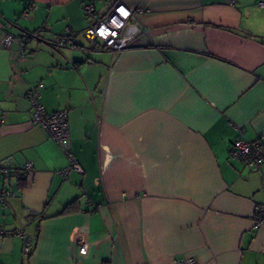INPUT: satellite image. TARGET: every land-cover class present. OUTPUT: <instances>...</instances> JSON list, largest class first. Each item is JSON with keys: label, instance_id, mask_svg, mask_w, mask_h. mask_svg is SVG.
Wrapping results in <instances>:
<instances>
[{"label": "crops", "instance_id": "1", "mask_svg": "<svg viewBox=\"0 0 264 264\" xmlns=\"http://www.w3.org/2000/svg\"><path fill=\"white\" fill-rule=\"evenodd\" d=\"M117 1L146 33L112 52L83 37V7L102 17ZM262 2L0 0L11 34L43 29L23 56L0 31V191L13 192L0 229L33 242L25 257L19 237H0V264H264V224L253 222L264 165L247 171L228 157L238 131L264 140ZM66 30L84 50L53 48ZM39 83L47 112L68 111L82 173L31 122L27 92Z\"/></svg>", "mask_w": 264, "mask_h": 264}, {"label": "built area", "instance_id": "2", "mask_svg": "<svg viewBox=\"0 0 264 264\" xmlns=\"http://www.w3.org/2000/svg\"><path fill=\"white\" fill-rule=\"evenodd\" d=\"M264 7V2L258 4ZM31 6H27L23 15L28 16ZM84 14L91 20V24L83 31V37L96 46L115 51H123L132 48L137 38L146 33L140 27H137L133 21L135 14L132 9L127 8L120 1L115 2L109 11L102 17L95 14L93 4H86L83 7ZM13 25L8 21L0 20V31L3 33L1 46L9 48L13 43H17L19 47V56L24 55L27 42L29 40H41L43 29L33 32H20L17 35L10 33ZM77 34L66 30L53 41V48H71L74 50H84L85 48L77 44L74 40ZM43 84L39 83L30 86L27 92V101L31 111V122L41 126L49 135V137L59 146L64 155L69 160L70 169L77 173H82L80 166L72 158L69 151V124L68 111L59 110L56 112H47L40 102ZM3 123L1 115L0 101V125ZM238 136L231 142L228 149V157L239 163L245 170L253 171L264 165V140L256 139L248 142L242 137V132L238 131ZM8 161L0 162V171L4 177L9 173ZM31 163H25L22 167V175L29 177L31 175ZM62 177L67 175V171L63 170L59 173ZM13 195L9 189L0 191V203L6 204L9 197ZM253 222L255 225L264 224V204H257L254 208ZM19 237L23 242L22 252L25 257H29L33 250L32 239L25 233L23 229L2 230L0 229V237ZM78 253L85 255L87 253V244L83 241L78 245ZM175 264H199L195 258L187 257L182 260L175 261Z\"/></svg>", "mask_w": 264, "mask_h": 264}, {"label": "trees", "instance_id": "3", "mask_svg": "<svg viewBox=\"0 0 264 264\" xmlns=\"http://www.w3.org/2000/svg\"><path fill=\"white\" fill-rule=\"evenodd\" d=\"M28 6H29V5H28ZM7 178H8V176L5 177V179H7ZM18 181H21V183H19V188H24V184H23L24 179L20 177V178L18 179Z\"/></svg>", "mask_w": 264, "mask_h": 264}]
</instances>
